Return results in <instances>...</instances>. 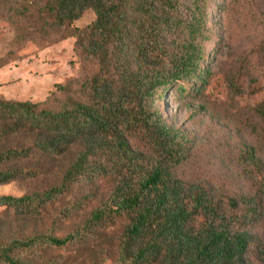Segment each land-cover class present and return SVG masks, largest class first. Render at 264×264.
<instances>
[{
	"label": "trees",
	"instance_id": "1",
	"mask_svg": "<svg viewBox=\"0 0 264 264\" xmlns=\"http://www.w3.org/2000/svg\"><path fill=\"white\" fill-rule=\"evenodd\" d=\"M207 1L189 7L182 0H0V20L14 27L17 48L36 36H75L83 58L81 74L58 83L42 101L0 91V144L22 141L0 149V184L44 176L55 161L75 154L56 183L0 194V207L34 219L73 197L47 229L0 239V264H75L91 250L92 264L99 257L113 264H252L250 236L233 230L206 189L175 176L189 142L148 103L160 87L166 92L181 82L183 92L185 81L199 79L189 88L197 92L206 84L209 71L200 60L212 32ZM88 9L95 18L73 25ZM179 33L183 41L170 39ZM58 92L68 96L55 106ZM129 135L142 136L152 158L134 151ZM30 160L40 164L30 168ZM100 178L111 181L108 196L60 233L95 199L89 188Z\"/></svg>",
	"mask_w": 264,
	"mask_h": 264
},
{
	"label": "rangeland",
	"instance_id": "2",
	"mask_svg": "<svg viewBox=\"0 0 264 264\" xmlns=\"http://www.w3.org/2000/svg\"><path fill=\"white\" fill-rule=\"evenodd\" d=\"M182 2L189 7L195 4L194 0ZM205 3L212 31L202 43L204 59L200 60V67L209 71L206 84L197 92L189 88L192 83L200 85L199 79L185 81L183 92L177 88L181 82L166 92L160 87L148 103L169 124L183 131L189 142L188 157L174 168L175 176L206 189L232 222L233 230L250 236L247 260L264 264V254L260 252L264 246V0ZM94 18V11L88 9L73 25L82 28ZM14 34V27L0 20V91L6 97L42 101L54 94L58 83L81 74L83 58L75 50V36L60 40L55 36H36L17 48ZM179 34L170 39L180 43L185 35ZM177 46L180 45L176 44L175 54L179 51ZM67 96L68 93L58 92L52 95V103L58 106ZM128 138L134 151L145 159L152 158L154 150L142 136ZM16 142L22 143L13 137L0 144V149ZM74 156L72 152L55 161L44 176L0 184V194L22 195L56 183ZM39 164L30 160L25 165L32 168ZM110 188L108 178L97 180L89 188L95 199L71 222L60 226V233L80 224L108 196ZM72 198L49 208L40 219L16 218L0 207V239L47 229L61 206ZM200 221L198 217L195 226L199 227ZM111 230L116 235L120 226ZM93 257V250L85 252L75 264H92ZM98 259V264H113V260Z\"/></svg>",
	"mask_w": 264,
	"mask_h": 264
}]
</instances>
